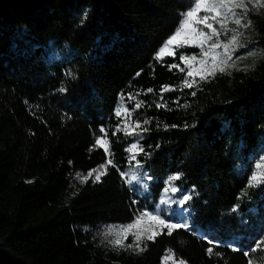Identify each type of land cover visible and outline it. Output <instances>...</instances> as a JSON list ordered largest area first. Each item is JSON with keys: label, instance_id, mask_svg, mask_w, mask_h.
<instances>
[{"label": "trees", "instance_id": "trees-1", "mask_svg": "<svg viewBox=\"0 0 264 264\" xmlns=\"http://www.w3.org/2000/svg\"><path fill=\"white\" fill-rule=\"evenodd\" d=\"M188 4L0 0V264H162L168 250L186 264L264 263V244L251 251L253 240L264 241V183L248 186L264 151V23L254 22L249 68L181 88L187 69L169 66L201 51L156 54ZM121 106L130 115L117 117ZM101 128L111 157L94 147ZM132 143L143 148L135 160ZM108 159L100 181L93 174L81 183ZM133 170L143 185L127 179ZM174 174L181 191L167 195H191L180 205L190 209V227L165 229L140 253L114 247L112 229L141 209L154 212ZM248 221L263 236L240 241L239 251L223 243ZM123 243L134 244L133 235Z\"/></svg>", "mask_w": 264, "mask_h": 264}, {"label": "snow or ice", "instance_id": "snow-or-ice-1", "mask_svg": "<svg viewBox=\"0 0 264 264\" xmlns=\"http://www.w3.org/2000/svg\"><path fill=\"white\" fill-rule=\"evenodd\" d=\"M251 6V7H250ZM255 9L259 12L260 9H264V0H192V4L182 14L181 23L178 25L175 32L168 38L163 46L158 50L156 54L157 60H163L166 56H176L177 49L187 47H197L201 49V58L197 60L196 55L181 54L179 59L184 64V67H180L179 64L170 65L171 68H179L180 71L187 69L186 76L182 82L181 88H193L196 85V77L198 76L201 81L208 79L209 76H214L217 72L224 73L229 67H234V64H229L232 59V52L237 47H242L240 42L243 33L239 31L240 28H249L252 25L251 19H248L249 13ZM224 37L225 39H221ZM223 49V52L217 51ZM199 65L198 67L196 65ZM195 73V75H194ZM191 78V79H189ZM170 86H163L162 91H172ZM61 92L65 91L64 88L60 89ZM148 92H152V89H148ZM195 95V92L192 93ZM129 99H134L130 96ZM178 103V101H177ZM142 102L137 101L135 108L141 107ZM156 107H167L166 104H156ZM135 109H133L134 111ZM116 116L130 115L127 108L121 106L116 110ZM144 124H148L149 121H143ZM187 126V125H186ZM141 124L137 122L132 132L128 131V125H125L123 129L126 134L132 135L135 129L141 128ZM167 127V126H166ZM173 127H175L173 125ZM147 131V129H143ZM102 136H98L95 141L94 147L103 148L105 154L111 157V145L107 139V132L101 128ZM115 134V133H113ZM132 154V159L135 160L136 154L143 152V148L138 143H132L126 150ZM113 165L112 159L106 160V163L101 165L98 169H93L87 173L86 176L78 177L81 183L87 182L89 178L95 174V181H100L101 176L106 174L107 167ZM136 167L140 168L142 165L139 161L136 162ZM121 175H125L121 173ZM133 180H137L136 176L132 177ZM150 179V177H149ZM180 179V174H174L168 178L167 186L164 188V194L167 195L169 191L176 193L181 191L174 186L173 182ZM264 183V156H261L255 165V171H253L249 179V187L257 184ZM147 188V185H144ZM191 195L185 194L179 200L178 203L183 206L186 202L191 200ZM160 204H168L169 201L161 199ZM237 208H233L236 211ZM190 227L187 223H173L169 222L160 214L159 210L156 212L142 211L136 219L126 225L121 226L116 232V238L111 240L110 243L115 247H121L125 249H132L137 253L143 252L147 248V244L144 241H153L156 236L163 233L166 229L167 234L171 235L173 230L176 229H188ZM111 234V233H109ZM131 234L134 237V244L125 245L123 240L127 238V235ZM206 238V237H204ZM218 242L209 240V244H216ZM264 244L261 241L256 244L255 248L251 251H255ZM143 245V246H142ZM234 251L240 249L233 248ZM209 255L213 253V247L207 249ZM244 255H249L248 251L244 252ZM171 261V264H186L182 259H177L175 254L168 250L162 259V264H167ZM249 264H253V261H249Z\"/></svg>", "mask_w": 264, "mask_h": 264}, {"label": "rangeland", "instance_id": "rangeland-1", "mask_svg": "<svg viewBox=\"0 0 264 264\" xmlns=\"http://www.w3.org/2000/svg\"><path fill=\"white\" fill-rule=\"evenodd\" d=\"M191 4H192V0H189V4L186 7V9L184 10V12L186 10H188V8H189V6ZM181 18H182V16H181ZM248 19H251L252 25H251V27H249L247 29H245V28H240L239 29V31L243 33V36H241V38H240V42H241V44L243 46L242 47H237L235 49V51L232 52V59L229 61V64H234V67H229L227 69V71L234 70V69H243L244 70V69L249 68L255 62V57H256V53H257V49H256L257 46L255 45V29H254L255 27H254V22L257 21V20H261L264 23V9H260L259 12H257L255 9H253L249 13ZM180 23H181V19H180L179 24ZM168 38L165 40V42L168 40ZM221 39H225V38L221 37ZM192 48H193L192 52L195 49H197V50L199 49L201 51L200 48H197V47H192ZM217 51L222 53L223 49H218ZM261 156H264V151L262 152V154H260L259 158ZM259 158H257L254 161V171H255V165L258 162ZM133 176H136L138 179L137 180H133L132 179ZM127 179L130 182H137V183H139L141 185L144 184L143 181H142L143 179H141V177L138 174L137 170L131 171L127 175ZM181 197H178V199H171L168 195H164L162 198L168 200L169 203L168 204H163V205L159 204L157 209L154 212L159 210V212L163 216V218H165V216L168 215V214H171V213L173 214L174 213L177 216V221L176 222H173V221H171L169 219H166V220H168L169 222H173V223H187V224H189L190 209L180 206V204L178 203V200ZM142 211H146V210L141 209L139 214ZM119 228L120 227L112 229V232H114L116 234V232H117V230ZM259 231H260V227L258 225H255L252 222L250 223L248 221V222H245V223L241 224L240 229L237 232L231 234L230 239L227 240V241H224L223 243L226 244L228 247H230L232 249L233 248L240 249V245H239L240 241H243V242L246 241L247 242L248 240H252V238L255 236V234H261V236H263V234L259 233ZM256 244H257V240H253V242L251 243V248L252 249L255 248ZM253 264H264V263L261 260L260 261L259 260H254Z\"/></svg>", "mask_w": 264, "mask_h": 264}]
</instances>
